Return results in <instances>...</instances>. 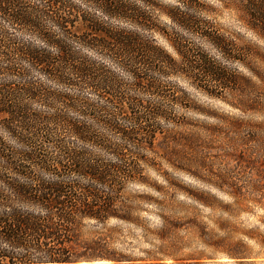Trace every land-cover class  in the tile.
I'll use <instances>...</instances> for the list:
<instances>
[{
    "label": "clouds",
    "instance_id": "9594fccd",
    "mask_svg": "<svg viewBox=\"0 0 264 264\" xmlns=\"http://www.w3.org/2000/svg\"><path fill=\"white\" fill-rule=\"evenodd\" d=\"M259 2L0 0V264H264Z\"/></svg>",
    "mask_w": 264,
    "mask_h": 264
},
{
    "label": "trees",
    "instance_id": "16d2710c",
    "mask_svg": "<svg viewBox=\"0 0 264 264\" xmlns=\"http://www.w3.org/2000/svg\"><path fill=\"white\" fill-rule=\"evenodd\" d=\"M257 11L259 12V17H257L261 23H264V0H260L259 4L257 5ZM253 15L255 16L256 14L253 13ZM84 35H92L93 37H96L100 40H105L108 41L110 43L116 44L117 43V39L119 38H113L111 36V34L105 33L104 31L99 29L98 25H91L88 21H84V31L83 33ZM129 44H131V41H129ZM137 47L139 45H136ZM231 83V80H230ZM234 83H238L237 81H234ZM151 135V142H156L157 137H155L154 134H150ZM162 138H167V137H163ZM51 202H55V199L53 198V200ZM95 211H99L100 209H94ZM68 243H71V241H69Z\"/></svg>",
    "mask_w": 264,
    "mask_h": 264
},
{
    "label": "rangeland",
    "instance_id": "374dc122",
    "mask_svg": "<svg viewBox=\"0 0 264 264\" xmlns=\"http://www.w3.org/2000/svg\"><path fill=\"white\" fill-rule=\"evenodd\" d=\"M230 83V80L227 81ZM238 83H243V82H238ZM231 84L234 86L237 83H234V80H231ZM157 143L159 142H169V143H174V144H183L184 147L187 149L186 151H178L176 148H172L171 152L168 153L171 157L175 159H182V160H187L189 157V153L193 150V143L194 141L192 138H184V137H171V140L169 141V138H160V140H156Z\"/></svg>",
    "mask_w": 264,
    "mask_h": 264
}]
</instances>
